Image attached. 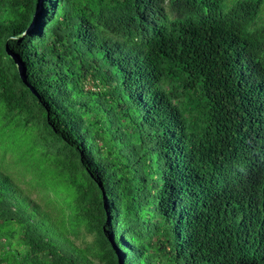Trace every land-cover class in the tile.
<instances>
[{"label": "trees", "instance_id": "1", "mask_svg": "<svg viewBox=\"0 0 264 264\" xmlns=\"http://www.w3.org/2000/svg\"><path fill=\"white\" fill-rule=\"evenodd\" d=\"M263 12L0 0V120L42 110L69 209L0 171V264H264ZM81 225L96 259L70 236Z\"/></svg>", "mask_w": 264, "mask_h": 264}, {"label": "rangeland", "instance_id": "2", "mask_svg": "<svg viewBox=\"0 0 264 264\" xmlns=\"http://www.w3.org/2000/svg\"><path fill=\"white\" fill-rule=\"evenodd\" d=\"M234 0H227L231 4ZM264 16V12H263ZM1 113V112H0ZM34 116L27 127L13 130V121L8 124L0 120V171L10 175L25 195L39 203L55 217L68 213L69 209L53 191L60 188L55 183L57 173L56 157L58 145L54 135L45 127L42 110L33 106ZM6 122V119H5ZM6 124V125H5ZM17 137L16 145L11 149L3 145V137ZM71 238L78 246L85 249L90 258L95 256L90 252L94 246L95 236L81 225L77 234ZM89 250V251H88Z\"/></svg>", "mask_w": 264, "mask_h": 264}]
</instances>
